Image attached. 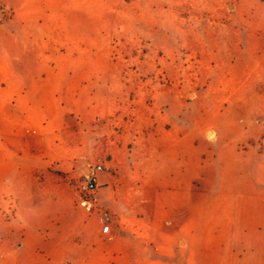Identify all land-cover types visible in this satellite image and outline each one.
I'll list each match as a JSON object with an SVG mask.
<instances>
[{
    "label": "rangeland",
    "instance_id": "obj_1",
    "mask_svg": "<svg viewBox=\"0 0 264 264\" xmlns=\"http://www.w3.org/2000/svg\"><path fill=\"white\" fill-rule=\"evenodd\" d=\"M176 150V262L264 264L263 0H0V264L79 262L114 202L171 198Z\"/></svg>",
    "mask_w": 264,
    "mask_h": 264
},
{
    "label": "crops",
    "instance_id": "obj_2",
    "mask_svg": "<svg viewBox=\"0 0 264 264\" xmlns=\"http://www.w3.org/2000/svg\"><path fill=\"white\" fill-rule=\"evenodd\" d=\"M133 155L145 161L144 167L138 169L136 166L134 170L139 174L152 176L153 169L146 165L152 152L145 148L144 151L134 152ZM179 157L183 159V154L176 150L174 158L177 167L175 171L168 169V181L173 185L169 194L171 198L162 201L147 198L114 202L111 207L114 213L112 232L105 234L100 227H94L93 235L90 236L91 247L80 254L79 262L73 264H178L174 259L175 240L185 235L187 221L183 169L179 166ZM147 192L148 189L145 188L146 195ZM193 235L195 236V233ZM140 239L158 241L150 247L145 246L146 252L142 254L138 250V246L142 245L138 244ZM188 249L186 264H202L201 250L195 247ZM221 255L219 253L217 259L209 263L223 264L219 257Z\"/></svg>",
    "mask_w": 264,
    "mask_h": 264
},
{
    "label": "built area",
    "instance_id": "obj_3",
    "mask_svg": "<svg viewBox=\"0 0 264 264\" xmlns=\"http://www.w3.org/2000/svg\"><path fill=\"white\" fill-rule=\"evenodd\" d=\"M103 170L101 163L91 166L89 174L84 173L83 177L77 182V194L79 203L90 210L94 206L95 195L99 186V174ZM111 231V225L107 224L103 227V232Z\"/></svg>",
    "mask_w": 264,
    "mask_h": 264
},
{
    "label": "trees",
    "instance_id": "obj_4",
    "mask_svg": "<svg viewBox=\"0 0 264 264\" xmlns=\"http://www.w3.org/2000/svg\"><path fill=\"white\" fill-rule=\"evenodd\" d=\"M264 1V0H263Z\"/></svg>",
    "mask_w": 264,
    "mask_h": 264
}]
</instances>
